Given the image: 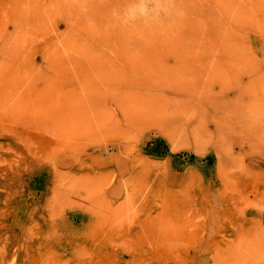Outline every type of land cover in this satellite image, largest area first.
<instances>
[{
  "label": "rangeland",
  "instance_id": "obj_1",
  "mask_svg": "<svg viewBox=\"0 0 264 264\" xmlns=\"http://www.w3.org/2000/svg\"><path fill=\"white\" fill-rule=\"evenodd\" d=\"M66 1L0 0V264H264V0Z\"/></svg>",
  "mask_w": 264,
  "mask_h": 264
},
{
  "label": "bare ground",
  "instance_id": "obj_2",
  "mask_svg": "<svg viewBox=\"0 0 264 264\" xmlns=\"http://www.w3.org/2000/svg\"><path fill=\"white\" fill-rule=\"evenodd\" d=\"M66 0H64V2H65ZM77 1V0H76ZM80 1V0H79ZM78 1V2H79ZM81 1H84V3L81 5L82 7L80 8L81 9V12L82 13H84V15H97V14H105V13H108V12H110L109 10H116V8H114V9H112V8H110L109 6V9H107V8H105L104 6H103V4H102V6H98V4L100 3H96V1H98V0H81ZM117 1V3H119L118 2V0H115V2ZM121 1V0H120ZM123 1V0H122ZM125 1H127L128 2V4L129 5H131V6H134L135 4H136V2L138 3L139 1H141L140 3H143V0H125ZM147 1V0H146ZM145 1V2H146ZM190 0H172V2H171V0H170V3L169 4H167L166 2H168L167 0H158V3H157V5H159V7L161 6V4L162 5H164V4H167L166 6L168 7V8H171L170 10L171 11H174L175 13H185L187 10H188V8L190 7V6H194V5H198V0H194L193 2H189ZM200 1V0H199ZM63 2V4L62 5H64V7H65V4H67V7H70V6H68V5H70L71 3L73 4V2H75L74 0H70V2H67L66 1V3H64ZM148 2V1H147ZM152 2V1H151ZM162 2V3H161ZM79 3H82V2H79ZM124 3H126V2H124ZM190 3V4H189ZM72 4H71V7H72ZM127 4V3H126ZM127 4V5H128ZM146 4V3H145ZM113 4H110V6H112ZM115 5V4H114ZM113 5V6H114ZM123 5V4H122ZM121 5V6H122ZM129 5H128V7H129ZM116 6V5H115ZM120 6V5H119ZM136 6V5H135ZM140 6H142L141 4H140ZM156 6V5H155ZM154 6V7H155ZM67 7H65L66 9H67ZM77 8H79L78 6H76ZM198 7H199V5H198ZM127 8V7H126ZM129 8H131V7H129ZM197 8V7H196ZM154 9V8H153ZM68 10V9H67ZM114 10V11H115ZM136 10H138V9H136ZM155 10L157 11V9H156V7H155ZM155 10H153V11H155ZM199 10V9H198ZM75 11H77V10H75ZM84 11V12H83ZM168 11V10H167ZM178 11V12H177ZM149 12H150V9H149ZM192 12V11H191ZM196 12V11H195ZM198 12H200V11H198ZM151 14H152V12H150ZM155 13V12H154ZM156 14V13H155ZM196 14V13H195ZM83 15V14H82ZM86 15V16H87ZM174 15V14H173ZM187 15V14H186ZM192 15H194V14H192ZM185 17V16H184ZM89 28L90 27H92V26H88ZM94 29V28H93ZM91 30V29H90ZM114 49V48H113ZM116 52V51H115ZM114 54V53H113ZM87 58V57H86ZM116 59V58H115ZM88 62V61H87ZM133 63V62H132ZM134 64V63H133ZM217 65H214V68L213 69H215V67H216ZM217 69V68H216ZM215 72V71H214ZM130 73H132V72H130ZM126 74V73H125ZM132 75V74H131ZM110 76V75H109ZM111 77H112V75H111ZM84 85V84H83ZM152 88H154V87H152ZM151 88V89H152ZM154 90H156V88H154ZM153 90V91H154ZM155 92V91H154ZM141 94V93H140ZM146 96H147V93L145 92L144 93ZM155 94V93H154ZM145 95H144V97H145ZM158 95V94H157ZM149 97H150V95H149ZM152 97H154V96H152ZM161 97V96H160ZM153 99H155V98H153ZM170 100V99H169ZM171 102H172V99L170 100ZM144 102V101H143ZM154 102V101H153ZM120 103V102H119ZM144 104V103H143ZM152 104V103H151ZM159 104V103H158ZM162 104V103H161ZM145 105V104H144ZM153 105V104H152ZM154 105H155V103H154ZM163 105H166L167 106V104H163ZM130 107H133L134 108V106H130ZM135 107H137V112H140L139 110H138V106L136 105ZM152 107V106H151ZM157 107V106H156ZM159 107V106H158ZM132 108V109H133ZM143 108V107H142ZM145 109V108H144ZM156 109V108H155ZM158 109V108H157ZM161 109V108H160ZM159 109V110H160ZM164 109V108H163ZM163 109H161V110H163ZM180 111H181V109H179ZM179 110H178V112H179ZM133 111H135V108L132 110V112ZM144 112V111H143ZM146 112V111H145ZM159 112V111H158ZM157 112V113H158ZM161 112V111H160ZM172 112V111H171ZM177 112V113H178ZM124 113H127L128 115H131V114H129V112H127V110H124ZM131 113V112H130ZM135 113H136V111H135ZM134 113V114H135ZM141 113V112H140ZM140 113H138L139 115H141ZM154 113V112H153ZM175 113V112H174ZM179 113H181V112H179ZM134 114H132V115H134ZM164 114V113H163ZM124 116H126L125 114H123ZM136 115H137V113H136ZM144 115H145V113H144ZM158 115H160V114H158ZM166 115V114H165ZM161 117V116H160ZM165 117V116H164ZM127 118V117H126ZM130 118V117H129ZM145 119H146V117H145ZM168 123V122H167ZM90 129V128H89ZM68 132H70V131H68ZM67 132V133H68ZM69 134V133H68ZM71 134V133H70Z\"/></svg>",
  "mask_w": 264,
  "mask_h": 264
},
{
  "label": "clouds",
  "instance_id": "obj_3",
  "mask_svg": "<svg viewBox=\"0 0 264 264\" xmlns=\"http://www.w3.org/2000/svg\"><path fill=\"white\" fill-rule=\"evenodd\" d=\"M148 11H149V9H148L147 5H146V4H142V6H141L140 9H139V12H140L141 14H144V13H146V12H148Z\"/></svg>",
  "mask_w": 264,
  "mask_h": 264
}]
</instances>
